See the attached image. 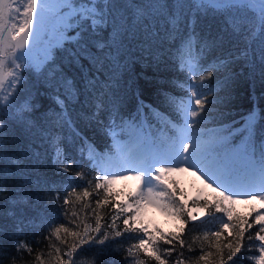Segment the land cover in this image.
<instances>
[{"label": "snow or ice", "instance_id": "obj_1", "mask_svg": "<svg viewBox=\"0 0 264 264\" xmlns=\"http://www.w3.org/2000/svg\"><path fill=\"white\" fill-rule=\"evenodd\" d=\"M207 2V0H204ZM258 27L260 40L258 49L246 44L245 48L237 54L233 38L237 34L247 31L244 21L226 19L222 24L203 22L195 15H189L185 11V0H150L146 5L136 3V0H90L92 7L89 14L92 17L91 25L93 31L103 30L107 25V16H113L123 10L127 19L125 23H135L137 26L145 27L159 17H164L170 27L163 32L157 30L148 36V39L159 37L155 42V50L149 55L152 61L158 66H167L169 62L168 50L165 43L174 40L181 33L186 36L184 46L191 56L197 54L195 63L189 64L185 69L187 78L191 81V104L185 97H176L169 92L161 91V104L167 111L160 108L149 107L147 112L137 109L136 116L124 121L120 110L115 104H106L103 93L95 92L96 80L84 78V88L92 93L94 99L91 105V114L81 112L80 118L87 127L94 124L98 126V132L107 136L112 125L119 122L121 131L127 135L135 132L138 135L150 134L153 122L157 127H166L171 135H176L177 126H182L181 131H191L194 139L181 140L179 148H169L166 145L157 147V160L154 171H147L143 174H136L135 179L141 181L138 191L129 196L124 202H118L113 197L111 185L116 182V177L103 179L96 177L92 179L85 170L88 164L84 161L79 168L74 167L76 161L70 160L66 148L62 149V138L53 135V130L67 124L73 128L75 135L79 136L74 128L73 122L67 118V106L65 98L76 103L79 100L80 90L76 87L71 72L83 68V61L87 58L90 63H97V70L102 68L103 60L109 58L106 54L103 59L96 53L103 52L110 46L108 41L97 39L94 43L85 38L81 31L67 35L65 40L57 46L56 51H49L44 62L28 68H22L16 63L17 56L12 53L13 59L10 64L6 63V54L0 51V85L3 84L6 76L14 78L9 87L15 88V95L9 93L4 98V104L0 105V264H29L28 255L41 251L42 247L54 248L57 253L59 247L53 243L61 241L68 252L75 254L78 247H95L99 250L100 256L110 257L107 261L101 260V264H137L135 257L138 253L144 254L147 264H166L161 256V242L167 246L165 251L168 256L176 252V244L180 248L186 247L182 235H165L160 233L159 239L153 236L145 227L139 224V213L143 204H152L162 208L166 213L175 216L181 225V230L186 229L191 222L195 224L200 217L198 212H204L205 217H211L213 213H222L227 220L222 222L221 229L229 230L224 235L222 230L211 232L212 240L209 243V250L202 253L195 264L204 261L205 264H238L243 259L251 260L248 255L254 244L246 247L245 241H258L260 255L256 264H264V212L256 211L252 220L242 217H233L230 207L236 201L231 194L220 192V198L208 201L206 199H195L191 204L182 200V194L177 190L175 182L170 181L168 176L176 171H188L189 166L175 164L168 166L172 161L191 159L197 166L207 162L208 171L213 176L227 183L236 172L239 162L246 161L256 166L261 185L264 186V157L257 163L251 152H245L247 143H260L264 141V129L249 127L247 135L240 144L235 142L233 128L226 123L216 122L214 115H205L206 111L219 114L223 120V114L219 109H209L208 96H198L195 85H202L205 81L211 80L216 73H223V78H217V88L226 87L233 78L232 67L237 61H244L245 67L255 70L259 69L261 78L264 79V0H258ZM16 0H0V42L6 44L9 49L20 48L28 44L29 35L33 31L36 19L38 3L37 0H26L21 6L13 7ZM253 0H226L229 7L236 5L250 6ZM19 14V23H14L17 18L12 12ZM62 14V11L59 13ZM75 19L64 24V31L67 33ZM5 34L9 37L6 41ZM38 34V33H37ZM118 35H122L118 33ZM247 40L248 37H245ZM14 42V43H13ZM114 42V41H113ZM151 47V45H150ZM95 49V51H93ZM63 55V61L57 63V54ZM218 53V54H217ZM49 65L51 68L49 69ZM11 68V71H7ZM43 77L39 81V88L28 86L27 77ZM161 84L166 81H160ZM172 83H176L172 81ZM18 86V87H17ZM179 87L184 90L188 87L180 83ZM42 94H49L50 99L58 106L55 109H40L43 100ZM212 103H216L215 100ZM154 114L150 118L149 114ZM101 114L107 115V120H102ZM162 122V124L160 123ZM219 127H209L217 125ZM124 137L122 136L121 139ZM55 150L63 151L62 158L51 156ZM51 169L55 178L50 184L46 172ZM199 171V167H197ZM78 178L82 188L77 193L78 187L69 186L67 189L57 188L55 192H43L35 195L32 199L35 204H30L28 196L12 198L11 192H21L24 187H32L42 190L55 186V181L61 184L67 179V175ZM127 178V177H123ZM206 178V177H205ZM207 179V178H206ZM153 181L156 186H153ZM211 186V185H209ZM146 189V190H145ZM64 192L61 197V192ZM216 191V188H213ZM75 201L83 202L82 207L88 209L94 198L95 207H91V215L94 217V227L89 229L87 215L77 225L79 231H69V228L58 223L56 216L67 217L69 214L79 219L77 212L69 213L68 206ZM252 195L250 199H256ZM264 203V195L259 197ZM44 201L45 207L51 208L53 216L41 215L37 211L36 204ZM30 209L35 215H28ZM19 212V214H18ZM113 216L109 222L107 216ZM120 222L119 224L117 222ZM31 230L32 237L28 239L26 231ZM254 230V231H251ZM61 232L75 238L71 245L62 240ZM223 236V240L221 237ZM138 237V240L125 248L123 242L126 239ZM205 240H209L206 236ZM188 251H193L187 246ZM177 255L176 264H182ZM118 257V258H117ZM40 261V256L35 257ZM42 264V262H41ZM57 264H74L71 256L67 260L57 256Z\"/></svg>", "mask_w": 264, "mask_h": 264}, {"label": "trees", "instance_id": "obj_2", "mask_svg": "<svg viewBox=\"0 0 264 264\" xmlns=\"http://www.w3.org/2000/svg\"><path fill=\"white\" fill-rule=\"evenodd\" d=\"M124 2V0H121ZM22 4V0H20ZM136 3L140 5H148L150 0H136ZM186 7L185 11L189 14L197 15L201 21L207 23L212 22L217 25L222 24L226 19L244 21L247 27V31L241 34H237L233 38V43L235 44L237 54L239 51L243 50L246 44L250 43L251 47L258 49L260 32L257 30L258 27V13L251 6H241L236 5L234 7H229L226 4V0H185ZM259 4V2L253 3L251 5ZM70 6V10L68 9ZM92 7L90 0H70L65 6L58 8V15L62 11L63 16L67 17V21L75 19V23L72 28L66 33L63 31H55L56 35L48 33L43 34L42 39H47L44 53H42L43 58L31 59V63L23 66L22 68H28L34 66L38 63L44 62L49 51H56L57 46L65 40L67 35L75 34V31H81L84 33L85 38L90 42L94 43L97 39L108 41L110 46L106 48L103 52L96 53L98 57L103 59V57L108 54L109 58L103 60V65L100 70H97V63H90L86 58L83 61V68L79 70H73L71 72V77L74 80L76 87L80 90L79 100L73 103L71 100L65 98V103L67 106V118L73 122L74 128L79 132V136L75 135L73 128L65 124L63 127L57 126L53 130L54 136H59L62 138V149L66 148L70 160L76 161L74 167L79 168L84 161H87L86 171L89 173V177L95 179L99 177L103 179L104 175V162L109 159L108 154L113 148V140L111 133L114 127L120 126L121 124L117 122L112 125L111 131L107 136H102L98 132V126L93 125L92 127H87L84 121L80 118V113L91 114L92 108L86 106L91 105L94 99L92 93H89L84 88V78H92L96 80L95 92L103 93L106 104H115L120 110V114L124 121H128L130 117L136 116L137 109L141 112H147L149 107L160 108L161 111H167L163 108L161 104L162 97L160 96L161 91L169 92L176 97H185L189 99L190 97V87L191 81L187 78L185 69L189 64L195 63L197 59V54L193 53L191 56L187 53L184 46L186 36L181 33L175 37L174 40H168L165 43V48L168 50L169 62L167 66L158 67L153 61L149 52L155 50V42L159 37H154L153 39H148L151 33L161 30L163 32L165 28L170 27L167 20L164 17H159L151 22L150 25L145 27L137 26L134 22L127 24L121 16L124 15L123 10L115 14V19L113 16H107V25L103 26V30L93 31L91 25L92 17L89 14V10ZM74 8V9H73ZM49 13L47 18H49ZM55 16V15H53ZM42 20L47 21L41 17ZM121 33L122 35H118ZM52 37V38H50ZM245 37H248L246 40ZM114 41V42H113ZM33 45H37V42ZM151 45V47H150ZM33 47V46H32ZM30 49L26 47L19 49V51ZM95 51V49H93ZM6 63L12 58V54L9 50H6ZM17 53V51H15ZM218 54V53H217ZM37 57V56H35ZM10 58V59H7ZM63 61V55L57 54V63ZM51 65H49V69ZM8 71V70H7ZM233 78L231 82L226 87L217 88V78H223V73L214 74L211 80L205 81L202 85H195V90L198 96H208L209 98V109H219V112L223 114V120H220V116L217 113L206 111L205 115H214L216 122L226 123L233 128L235 134L236 144H240L242 140L247 135V130L249 127L264 129V79L261 78L259 69L251 70L245 67L244 61H237L232 67ZM8 77L7 81L3 84L1 88V100L0 105L4 104L5 96L9 93L15 95L16 89L9 87L14 79L11 76ZM9 77L11 79L9 80ZM28 86L31 88H39V81L43 77L33 78L32 76L27 77ZM9 80V81H8ZM166 81V83L161 84L160 81ZM175 81L176 83H172ZM180 83H185L188 87L182 90L179 85ZM18 87V86H17ZM43 100L40 103V108L36 111L39 112L40 109L47 111L48 109H55L59 111L58 106L53 100L50 99L49 94H42ZM215 100L216 103H212ZM150 118L154 114H149ZM102 120H107L106 114H101ZM162 124V122H160ZM179 126H177L178 128ZM209 127H219V124ZM145 138L149 139L152 144L164 145L165 142L172 137L171 133L166 127H157L156 122H153L150 129V134L146 132L143 135ZM190 139H194V135L189 132ZM245 152H251L255 157V161L258 163L262 157H264V141L260 143H252L251 145L245 144ZM51 156H56L57 158H62L63 151L57 152L53 150L50 153ZM247 164L249 162L241 161L238 164L236 172L232 175L229 180L230 183L239 181L241 178L248 179L250 177L248 173ZM252 164V163H250ZM51 184L55 179L52 175V170L49 169L45 174ZM67 175V179L61 184L60 181H55V186L46 189L38 190L31 185L23 188L21 192H11L12 198H20L22 196H28L30 204H35L32 199L35 195L43 192H55L57 188L67 189L69 186L78 187L81 182L78 178H74L71 175ZM259 176V175H258ZM77 193L82 192V188L76 189ZM111 191L113 197L118 202H122L118 191L111 186ZM182 194L183 202L191 204L195 199H206L212 201L214 199L220 198L218 194L212 192H206L202 196H193L187 198L183 191ZM64 192H61V197H63ZM186 199V200H184ZM235 200V199H234ZM236 201V200H235ZM2 203V202H0ZM83 202L75 201L73 197V204L69 205V213L72 211L77 212L79 219L73 222L74 218L69 214L67 217L56 216L57 224L60 226L63 224L64 227L69 228V231H79L77 225L85 219L87 215V222L89 229L94 227L95 220L91 215V207H95L94 198L91 202V207L84 209L82 207ZM233 217H242L245 219L252 220L256 214V211L264 212L258 204L255 202H238L230 205ZM37 211L41 212V215H47L49 219L52 218L53 213L51 208L45 207L44 201L41 200L39 204H36ZM4 210L5 209H0ZM256 210V211H254ZM28 215H35L30 209L26 210ZM204 213V212H203ZM19 214V212H18ZM113 216H107V220L110 222ZM227 217L222 213H213L211 217L206 218L205 213L202 218H200L195 224L189 223L183 231L181 230V225L175 229L165 230L163 233L165 235H182L185 241L186 247L181 249L179 244H176V252L172 256H168L165 249L167 246L163 245L161 242V256L166 260V264H176L177 255L179 252H183L184 255L179 257L182 264H195L199 256L204 251L209 250V243L212 240L211 232L214 230H222L221 224L226 221ZM120 223L119 221L117 222ZM139 224H143L139 221ZM224 235L228 234L229 230H222ZM254 231V230H251ZM28 239H31V230L25 233ZM160 234L156 237L159 239ZM208 236L209 240H205ZM62 240H66L69 245L73 242L75 238L68 235L67 233L61 232ZM223 240V236L221 237ZM138 240V237H133L124 240L123 246L125 248L132 245ZM53 243L59 247L60 252L57 253L54 248L42 247L41 251L34 252L28 255L29 264H57V256L60 259L67 260L69 256L72 257L74 264H101V260L107 261L110 257H101L99 250L95 247H78L75 254L68 252L67 248L61 241H55L53 238ZM246 247L249 244H254V247L250 248L248 255L252 257L251 260L247 258L243 259L238 264H256V259L260 255L259 253V242L258 241H245ZM187 246H191L193 251H188ZM39 255L40 261H37L35 257ZM118 258V257H117ZM137 264H147L146 257L144 254L138 253L135 257ZM152 264H156L153 260ZM200 264H205L204 261H200Z\"/></svg>", "mask_w": 264, "mask_h": 264}, {"label": "rangeland", "instance_id": "obj_3", "mask_svg": "<svg viewBox=\"0 0 264 264\" xmlns=\"http://www.w3.org/2000/svg\"><path fill=\"white\" fill-rule=\"evenodd\" d=\"M69 1L70 0H37L38 8L36 20H39L45 26V35L50 33L52 36H54L57 34L55 31L64 30V24L67 22V17L69 16H63L60 14L58 15L57 10L58 8H61V6H65V4ZM253 1L258 3V0ZM24 3H26V0H22V4L20 3V0H16V3L13 5V7H22ZM245 4H247V0H245ZM250 6L253 7L258 13L259 4ZM68 7L70 10V6ZM48 13L50 14L49 18H47ZM12 16L17 18L13 22L18 24L20 21L19 14L13 11ZM42 16L47 21L42 20ZM4 39L6 41L9 39L7 34H5ZM46 42L47 39H44L43 41L41 37L37 42V45H32L33 47L30 46V49L23 51L15 50V48L9 49L6 47L5 43L0 42V51H4L5 54H7L6 50H9L11 54L17 51V53H15L18 59L16 63H19L21 67H23L31 63V59H34L35 61L36 58H43L42 53H44L45 49L47 48ZM12 59L13 56L9 61V64L11 63ZM32 64L33 63H31V65ZM7 70L11 71L12 69L7 68ZM7 79L8 77L4 79L3 84L7 81ZM10 79L11 77H9V80ZM3 84L0 85V98ZM190 104L191 97H189L188 105H186V107L190 106ZM121 127L122 125L114 127L111 133L113 148L110 151V154H108L109 159L105 160L104 162V175L107 177L117 178L116 182L111 186L118 191L121 201L124 202L129 198V196L134 195L141 186V181L136 180L134 178L135 175L143 174L151 170L154 171V167L156 164L160 163V161L157 160V150L149 140L141 135L136 134L135 132L131 133V135H127L121 131ZM181 127L182 126H179L177 128L176 135L174 137H170L169 140L164 143L167 144L166 146L169 148H179L181 140L190 139V130L181 131ZM122 136L124 137L123 139H121ZM175 164L190 167L188 171H176L170 173L168 176L170 181L175 182L177 190L179 192L183 191L187 198L193 196H202L208 191L215 194L223 192L226 195L231 194L233 199L238 202H255L260 206L261 209H264V203H262L259 199L261 195H264V186L261 185L259 176L257 177L258 172L256 171L255 165L250 163L247 164L248 173L250 175L248 179L241 178L239 181L234 183H230L229 181L225 183L223 180L213 176L212 173L208 171L207 162L197 166L191 159L184 160L181 157L179 160L172 161L170 164H168V166H173ZM197 167H199V171L197 170ZM153 186H156L155 181H153ZM213 188H216V191H213ZM252 195H256L257 198L254 200L250 199ZM197 215L202 218L204 213L201 211L198 212ZM139 221L143 224V227L153 234L154 237H157L160 232L168 229H175L180 225L179 220L175 216L166 213L162 208H157L155 205L147 203L143 204L140 209Z\"/></svg>", "mask_w": 264, "mask_h": 264}, {"label": "water", "instance_id": "obj_4", "mask_svg": "<svg viewBox=\"0 0 264 264\" xmlns=\"http://www.w3.org/2000/svg\"><path fill=\"white\" fill-rule=\"evenodd\" d=\"M44 32H45V26L39 20L35 19L34 25H33V31L29 35V38H28V41H29L28 44L20 48H15V50L23 49V48L33 45L34 43L39 41V39L44 34Z\"/></svg>", "mask_w": 264, "mask_h": 264}]
</instances>
